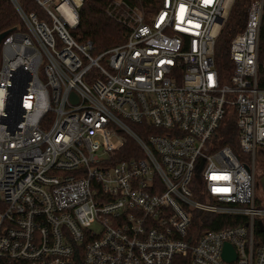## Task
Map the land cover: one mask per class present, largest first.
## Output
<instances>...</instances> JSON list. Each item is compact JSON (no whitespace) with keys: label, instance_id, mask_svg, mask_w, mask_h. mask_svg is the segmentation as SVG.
Masks as SVG:
<instances>
[{"label":"built area","instance_id":"built-area-1","mask_svg":"<svg viewBox=\"0 0 264 264\" xmlns=\"http://www.w3.org/2000/svg\"><path fill=\"white\" fill-rule=\"evenodd\" d=\"M9 1L22 27L0 48V264H264V0L227 77L216 49L236 0L115 1L127 38L97 56L73 35L85 0ZM230 115L239 156L216 139ZM196 211L248 220L196 241Z\"/></svg>","mask_w":264,"mask_h":264},{"label":"trees","instance_id":"trees-1","mask_svg":"<svg viewBox=\"0 0 264 264\" xmlns=\"http://www.w3.org/2000/svg\"><path fill=\"white\" fill-rule=\"evenodd\" d=\"M115 1H127L138 4L140 0H85L80 10V24L73 32L74 37L80 43L91 42L95 49V56L122 45L127 38V30L115 19L108 15V9ZM146 1V0H145ZM251 0H236L233 5L227 23L223 28L217 42L216 62L221 75L228 76L232 67L229 58V45L232 39L245 27L247 10ZM31 10L39 12L34 4H28ZM153 10V9H152ZM21 20L9 0H0V34L17 28L21 29ZM261 59L264 61V34L260 42ZM0 55V64H1ZM238 132L235 126V116L225 118L217 132L219 147L229 146L239 156L240 150L237 143ZM136 145L129 142L121 151L120 160L128 157V151L135 149ZM260 204L257 202V206ZM248 218L244 215L211 214L196 211L193 217L189 239L197 241L208 231H219L226 228L245 225ZM255 239L264 242V234L257 232ZM174 264H189V258L177 257Z\"/></svg>","mask_w":264,"mask_h":264},{"label":"rangeland","instance_id":"rangeland-1","mask_svg":"<svg viewBox=\"0 0 264 264\" xmlns=\"http://www.w3.org/2000/svg\"><path fill=\"white\" fill-rule=\"evenodd\" d=\"M256 171L255 198L261 208H264V184L262 183L264 178V155L261 149L257 151Z\"/></svg>","mask_w":264,"mask_h":264},{"label":"water","instance_id":"water-1","mask_svg":"<svg viewBox=\"0 0 264 264\" xmlns=\"http://www.w3.org/2000/svg\"><path fill=\"white\" fill-rule=\"evenodd\" d=\"M16 28L11 29L9 31H6L2 34H0V48H1V44L4 41V39L13 31H15ZM262 183L264 184V178L262 179ZM258 227H259V231L262 233L264 231V226L262 222L258 223ZM223 258L224 260H226L227 262H232L235 260V251L233 249V247L230 244H226L224 246V253H223Z\"/></svg>","mask_w":264,"mask_h":264}]
</instances>
